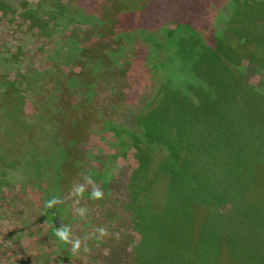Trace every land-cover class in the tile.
<instances>
[{
  "label": "trees",
  "instance_id": "obj_1",
  "mask_svg": "<svg viewBox=\"0 0 264 264\" xmlns=\"http://www.w3.org/2000/svg\"><path fill=\"white\" fill-rule=\"evenodd\" d=\"M99 2L0 0V11L19 6L21 19L56 29L96 21ZM126 5L114 30L126 43H143L133 61L153 72L147 94L137 103L127 96L104 124L116 149L139 151L128 204L142 228L136 249L144 252L143 264H219V246L228 258V236L236 234L237 264L264 250L257 242L264 221L256 220L264 218V80L256 89L239 79L242 59L264 70V0ZM28 106L11 82L0 92V176H18L47 194L62 153L50 122L39 128V112ZM227 203L223 216L218 208Z\"/></svg>",
  "mask_w": 264,
  "mask_h": 264
},
{
  "label": "rangeland",
  "instance_id": "obj_2",
  "mask_svg": "<svg viewBox=\"0 0 264 264\" xmlns=\"http://www.w3.org/2000/svg\"><path fill=\"white\" fill-rule=\"evenodd\" d=\"M127 1L100 0L96 21L56 29L21 19L19 6L13 13L0 11V92L11 82L28 108L39 112V128L50 122L46 128L55 130L62 153L52 194H41L18 176H0V264L146 262L136 249L142 228L128 207L134 189L129 184L141 166L139 151L134 145L116 149V136L104 124L128 97L137 103L147 94L153 72L133 61L144 51L143 43H126L114 30L115 16ZM241 62L239 79L258 89L264 70ZM228 206H219L223 216ZM228 237L231 256L225 258L227 250L219 246V264L239 258L236 234ZM258 241L264 242V234ZM259 250L237 264H264V250Z\"/></svg>",
  "mask_w": 264,
  "mask_h": 264
}]
</instances>
